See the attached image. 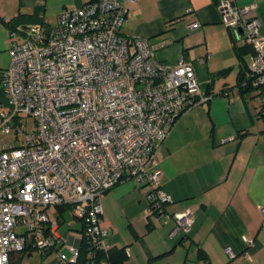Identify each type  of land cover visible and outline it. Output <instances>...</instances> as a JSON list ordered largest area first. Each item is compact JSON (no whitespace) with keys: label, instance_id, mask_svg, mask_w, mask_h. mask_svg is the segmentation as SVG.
Here are the masks:
<instances>
[{"label":"built area","instance_id":"obj_1","mask_svg":"<svg viewBox=\"0 0 264 264\" xmlns=\"http://www.w3.org/2000/svg\"><path fill=\"white\" fill-rule=\"evenodd\" d=\"M128 1L134 0H91L62 10L48 31L32 24L9 34V65L0 73L8 108L0 110V133L13 140L0 142V264L29 250L53 253L55 264L81 257L83 264H112L100 199L124 180L146 191L149 218L173 221L171 236L191 229L190 208L166 209L155 156L176 119L211 94L200 87L192 61L181 56L170 65L156 58L166 42L152 45L121 33ZM216 7L225 28L252 49L246 78L260 97L264 122V36L256 2L238 7L217 0ZM49 208L71 209L80 238H62L61 214L50 218ZM260 210L264 215V204ZM241 239L253 245L252 238Z\"/></svg>","mask_w":264,"mask_h":264},{"label":"crops","instance_id":"obj_2","mask_svg":"<svg viewBox=\"0 0 264 264\" xmlns=\"http://www.w3.org/2000/svg\"><path fill=\"white\" fill-rule=\"evenodd\" d=\"M89 1L0 0V73L9 65L12 30L43 24L48 31L62 10ZM252 2H256L259 35L264 36V0H233L238 7ZM216 3L134 0L124 4L127 12L121 33L145 38L152 45L166 42L157 48L156 58L170 65L181 56L192 61L200 87L211 98L176 119L155 156L160 184L169 198L167 211L190 208L193 212L186 235L171 236L173 221L159 224L145 214L146 191L133 180L117 183L101 197V225L111 249L124 253L123 264H264L261 104L255 102V90L242 88L240 79L247 76L250 54L239 63L235 48L246 45L222 24ZM193 22L200 24L197 30L188 28ZM7 108L0 87V110ZM8 139L13 137L0 133V142ZM74 219L76 225L69 221L66 238L81 236L80 222ZM243 235L253 239L251 247L245 246ZM244 251L251 257L243 256ZM20 257L12 255L11 264ZM50 257L48 264H55V257Z\"/></svg>","mask_w":264,"mask_h":264},{"label":"rangeland","instance_id":"obj_3","mask_svg":"<svg viewBox=\"0 0 264 264\" xmlns=\"http://www.w3.org/2000/svg\"><path fill=\"white\" fill-rule=\"evenodd\" d=\"M239 41H241V40H239ZM256 97H258L257 101H255L257 103L258 101H260V97L258 95H256ZM260 104H261V101H260ZM5 136L7 138L12 137L11 135H5ZM10 140L11 139H8L7 141H10ZM55 212H57V211L54 209H51V208L48 209V214H49L50 218H54ZM63 218L65 219L64 220L65 222L63 221L62 223L59 224L58 232L62 238H66L70 234V230H68V228H67L69 221L71 220L75 225H76V221L74 219V214H73L71 209H65L63 211ZM61 251L66 252V248L62 247ZM51 255L53 257H55L54 254H50V256ZM50 256L48 255L44 258L43 255H40L36 252H31V253L26 252V253H23L21 255L19 261L16 264H48L52 260V257H50Z\"/></svg>","mask_w":264,"mask_h":264},{"label":"trees","instance_id":"obj_4","mask_svg":"<svg viewBox=\"0 0 264 264\" xmlns=\"http://www.w3.org/2000/svg\"><path fill=\"white\" fill-rule=\"evenodd\" d=\"M246 53H249V54L252 53V49L249 46H242V47L235 48V54H236V57L239 63L243 60V55ZM246 77L244 76L243 79H240L241 84H243L242 88L244 89V91L252 90V87L249 84H247L248 80ZM58 211L59 213H61L63 209L60 208ZM31 252L33 251L29 250L27 253H31ZM109 256H110V260L112 264H123L125 256L121 250L110 249ZM83 263H84V258L81 257L76 261L75 264H83Z\"/></svg>","mask_w":264,"mask_h":264},{"label":"water","instance_id":"obj_5","mask_svg":"<svg viewBox=\"0 0 264 264\" xmlns=\"http://www.w3.org/2000/svg\"><path fill=\"white\" fill-rule=\"evenodd\" d=\"M239 33L241 34V30H239Z\"/></svg>","mask_w":264,"mask_h":264}]
</instances>
